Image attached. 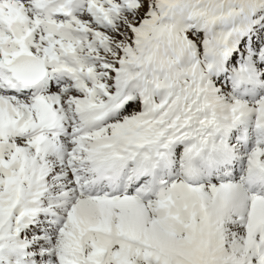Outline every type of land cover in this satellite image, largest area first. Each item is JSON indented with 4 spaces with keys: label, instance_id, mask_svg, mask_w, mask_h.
<instances>
[{
    "label": "snow or ice",
    "instance_id": "snow-or-ice-1",
    "mask_svg": "<svg viewBox=\"0 0 264 264\" xmlns=\"http://www.w3.org/2000/svg\"><path fill=\"white\" fill-rule=\"evenodd\" d=\"M0 264H264V0H0Z\"/></svg>",
    "mask_w": 264,
    "mask_h": 264
}]
</instances>
